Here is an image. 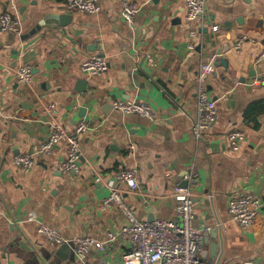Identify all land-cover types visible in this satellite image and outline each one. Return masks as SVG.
<instances>
[{
    "label": "crops",
    "instance_id": "0c3cea01",
    "mask_svg": "<svg viewBox=\"0 0 264 264\" xmlns=\"http://www.w3.org/2000/svg\"><path fill=\"white\" fill-rule=\"evenodd\" d=\"M202 1L203 14L188 23L185 0H99L92 15L69 11L65 0H0V16L20 22L18 33L0 30V264H78L76 238L104 239L127 224L120 210L102 206L123 169L136 170L137 190L121 188L138 219L180 223L178 197L168 193L188 188L192 226L203 235L200 258L264 264V84L256 83L264 78V62L256 63L264 52V0ZM125 2L138 7L132 23L120 15ZM94 55L108 65L100 76L80 70ZM212 56L206 88L216 118L197 141L190 130L196 76ZM24 65L32 69L29 85L14 77ZM117 100L144 102L155 119L125 115L113 109ZM80 123L88 131L79 139V171L63 174L64 145L49 154L40 146L55 128L73 132ZM235 128L245 140L233 151L226 134ZM17 156H30L33 167L16 166ZM168 169L177 175L166 177ZM245 194L263 205L248 230L227 210ZM41 224L67 243L51 245ZM122 249H92L87 257L120 264Z\"/></svg>",
    "mask_w": 264,
    "mask_h": 264
},
{
    "label": "built area",
    "instance_id": "2783aa9c",
    "mask_svg": "<svg viewBox=\"0 0 264 264\" xmlns=\"http://www.w3.org/2000/svg\"><path fill=\"white\" fill-rule=\"evenodd\" d=\"M186 21L192 23L204 12V2L202 0H185ZM66 8L71 12L84 14H97L100 11L99 0H65ZM138 7L135 3L125 2L121 9V17L128 23H132L137 14ZM0 30L3 32L18 33L20 22L10 13L5 12L0 16ZM214 32L217 26L212 28ZM241 36L234 44V49L239 50L245 40ZM150 65L155 66L149 59ZM216 56H212L203 63L197 73V101L196 117L192 119L190 130L193 137L200 141L204 138L207 130L216 118V102L209 98L207 92V80L214 73ZM264 62V52H262L256 63ZM106 60L98 55L89 56L80 64V70L92 76H100L107 71ZM16 81L20 84L29 85L33 81L32 69L29 65L18 67L14 72ZM256 83H263L264 78ZM113 109L125 115H138L149 120H154L155 115L151 107L144 102L117 100L112 102ZM88 131L85 123H80L73 132H67L57 127L50 134L48 139L40 146V153L49 154L58 144H63L65 148V158L59 170L63 174L79 171V161L81 149L79 146L80 136ZM229 147L236 151L241 142L245 140L244 132L235 128L226 134ZM18 167L29 169L33 167L35 160L30 156H17L13 160ZM164 175L173 178L177 175L176 170H166ZM117 186L110 188L108 196L102 201L105 208L114 207L120 210L127 219V224L119 229L117 233H107L104 239H96L91 236L76 238L73 244L75 261L78 264H106L104 260L93 262L88 259V254L92 249L106 252L115 244H120L123 249L120 254V264H206L201 258L203 250V235L201 230L192 226L193 220V196L188 188L181 189L174 187L168 195L178 197L175 211L180 219L176 224L166 220L146 221L140 220L135 215L134 210L125 202L123 189L135 191L138 188L136 170L123 169L114 176ZM184 179L193 182L194 174L186 173ZM261 200L253 194L238 195L229 200L228 213L232 220L242 229L248 230L255 222L262 207ZM38 232L45 235L49 243L58 246L67 243L57 230L41 224ZM242 264H252L243 262Z\"/></svg>",
    "mask_w": 264,
    "mask_h": 264
},
{
    "label": "water",
    "instance_id": "95a60500",
    "mask_svg": "<svg viewBox=\"0 0 264 264\" xmlns=\"http://www.w3.org/2000/svg\"><path fill=\"white\" fill-rule=\"evenodd\" d=\"M221 62H222V64H224V65L226 64V61L223 60V59H221ZM70 245L72 246V244H70ZM70 245H69V246H70ZM62 247H63V246H62ZM215 248H216V247H213V246L211 247V251H213V253H215ZM216 250H217V249H216ZM72 253H73V251H72ZM73 260H75V258H74V253H73Z\"/></svg>",
    "mask_w": 264,
    "mask_h": 264
}]
</instances>
